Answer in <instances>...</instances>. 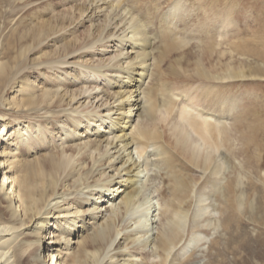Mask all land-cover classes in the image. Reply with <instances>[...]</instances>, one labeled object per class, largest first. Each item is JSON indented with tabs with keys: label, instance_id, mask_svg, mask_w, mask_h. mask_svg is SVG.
<instances>
[{
	"label": "bare ground",
	"instance_id": "bare-ground-1",
	"mask_svg": "<svg viewBox=\"0 0 264 264\" xmlns=\"http://www.w3.org/2000/svg\"><path fill=\"white\" fill-rule=\"evenodd\" d=\"M71 1L76 17L46 15L54 12L49 0L11 4L0 0V31L13 21L18 26L0 37V57L6 60L0 61V94H9L6 106L43 115L33 120L26 113L14 124L0 120V204H5L0 213L7 216L0 219V264H31L29 258L35 260L32 264H147L146 259L174 264L177 250L190 260V249L205 239L193 234L182 244L191 220L211 215L215 207L209 203L219 200L227 188L222 183L230 165L227 122L237 102L217 89L227 82L264 76V66L243 68L240 61L237 67L207 68L222 44L215 42L235 25L231 11L212 10L213 0H162L164 8L161 0H88V4L64 0ZM195 11L204 16L197 18ZM97 12L104 21L94 26L84 43L59 36L84 15L92 22ZM110 44L120 51L107 63L80 60L95 59L92 51L106 50ZM223 56L222 52L218 60ZM121 57L127 58L121 61ZM184 58L188 61L183 67ZM165 61L170 62L167 75L161 71ZM28 64L35 70L25 71ZM184 74L215 83L194 91L185 86L178 90V83L171 80ZM101 78L102 97L117 103L116 109L104 113L80 109L77 100L88 89L76 84ZM159 122L168 129V140ZM81 131L89 139L82 147L75 145L69 153L49 152L55 140L73 143ZM209 177L215 178L210 191L199 193L203 184L198 186L199 182L203 178L207 183ZM147 183L155 186L150 194L143 193ZM242 198L243 194L239 203ZM60 202L74 207V217L54 221V230L45 235L46 246L37 238L36 247L24 246L13 253V243L23 234L18 230L35 223L33 230L39 233L45 215ZM213 222L206 220L208 226ZM63 236L64 248L53 249ZM72 241V256L66 258Z\"/></svg>",
	"mask_w": 264,
	"mask_h": 264
},
{
	"label": "rangeland",
	"instance_id": "rangeland-1",
	"mask_svg": "<svg viewBox=\"0 0 264 264\" xmlns=\"http://www.w3.org/2000/svg\"><path fill=\"white\" fill-rule=\"evenodd\" d=\"M5 1L7 4H11L12 2V0ZM77 1L78 4H88V0ZM184 1L188 2L191 0ZM41 2L42 1L36 2L33 6ZM49 2L53 3L54 12L46 11L44 12L46 15L48 13H53L54 15L69 14V16L76 17V12L74 10L75 2L71 1L72 4L64 2V0H49ZM160 3H163L162 0ZM164 4L165 3H163L161 8L165 7L166 4ZM210 5L212 6V10L218 11L220 8H223L227 11H231L235 25L230 27L225 38L217 39L215 42L216 46L220 42L222 44L220 47L215 46L216 48L211 58L212 65L208 66L207 64V68L217 69L225 64L237 67L240 61L242 62L241 65H244L242 66L243 68H248L249 66L262 68L264 66V0H213ZM193 14L199 19L204 16L202 11H195ZM101 16L102 13L97 12L96 16H92L93 21L89 22L86 15H84L78 21H75L72 27L65 31H61L59 36L66 35L68 40L74 37L78 40L79 44H82L88 36L92 35L94 26L100 25L104 21V18ZM16 29H18V26L15 27L13 21L4 31H0V37L3 39L9 31L12 32ZM60 44L61 43L56 44L54 49H58ZM191 45L188 47L193 49L196 44L193 42ZM109 46L110 47L106 50L96 47L93 50L94 52L92 51L95 59L85 57L80 60L88 61L87 64L93 61L98 62L97 59L101 60V63H107L111 57L116 56L120 51L119 46L111 47V44ZM189 48H187V50ZM126 51L129 52V55H133V52H130L128 49ZM183 51H185V49ZM222 52L224 56L219 59L221 63H218V57ZM126 58L127 57H121L119 59L125 61L123 59ZM172 58L175 59L176 55ZM30 59H32L31 54L27 56V61ZM185 59L186 58L181 60L183 67L185 66V62L188 61V58L187 60ZM0 61L4 62L6 60L1 56ZM78 62L82 63L81 61ZM169 63L165 61L161 64V71H163V73L165 72V75H167L169 69L167 64ZM32 69L35 70V68ZM32 69L30 64L25 67V71ZM180 74L183 73L180 71ZM50 75L51 73L47 74L48 77H50ZM171 81L173 84L175 82L178 83V85H175V87L179 86L178 90H182L180 86H185V88H190L191 91L198 90L205 86H212V84L215 83H202L199 82L197 78L191 79L187 74L182 75L180 80ZM81 83L82 80L79 81L76 86L78 88L82 86L87 88L88 93L78 98L77 101H79L80 106H82L80 109L84 111H99L100 113H104L107 108L116 109L117 103L113 104V101L106 100L104 96L102 97L103 94L101 91L105 85L102 78L99 80H90L85 84ZM224 84L223 88L217 89L218 92L224 93L227 97L229 96V98L237 102V109L233 111L227 122V136L229 140L226 147L229 149L227 155L230 165L225 175L226 181H222V183L224 182L227 185V188L221 191V195L218 198L219 200L209 203L210 205L213 204L215 207L211 215L205 216L201 220H191L188 234L185 236L182 244L187 243L193 234H202L205 238L190 249L191 251L188 254L192 253V258L188 260L189 255L182 257L181 250H177L174 264H264V76H259L255 79L236 80ZM77 87H74L72 90L77 91ZM93 88L94 90H92ZM8 96L9 94H6V92L0 94V113L4 115L2 118L0 117V120L13 123L17 117H23L26 113L29 116L31 115L30 118L33 120L43 117L42 112L19 111L11 108V106H6L4 98H8ZM142 104L143 101L141 102V105ZM206 104L207 103H205L203 107H206ZM116 114L113 118L117 117ZM21 121L28 122V119H22ZM26 123L23 124L26 125ZM159 123L158 128L163 133L165 139L168 140V129L165 127V124L162 122ZM102 129L103 130L100 131L104 133L105 129L103 127ZM81 133L82 131L77 135V140L73 143H69L65 140L62 142L55 140L49 152L56 154L63 149V151L69 153V150L74 149L75 145L82 147L85 143L89 142V139L86 137V134L83 133L81 135ZM88 134L91 135L92 133L88 132ZM5 137L3 138V142L7 141V136ZM11 142L12 141L9 140V143ZM9 147L11 149L14 148L12 146ZM23 148H26V146L24 145ZM111 148L112 147H108L109 151L113 153L114 150ZM150 150L151 149H148V151ZM28 158L32 159L33 157L29 156ZM16 160H18V158L13 161ZM106 172H110V169H106ZM161 173L164 174L163 171H161ZM192 175L199 177L198 172H194ZM214 181L215 178L209 177L207 183H205L202 178L198 185L200 186L203 183L199 193H208ZM149 185L147 183V188L146 190L144 189L143 193L150 194L152 192L155 186ZM155 185L157 186V184ZM59 187L60 186H58V188ZM165 193H167V196V189ZM240 193L243 194L241 203L238 201L239 196H241ZM67 199L69 200L70 197ZM0 205L5 211V204L2 202ZM101 207L103 208L105 205L101 204ZM48 209H51V206ZM51 210L48 216L45 215L46 218H44L47 221L43 224L39 233L33 230L35 223L33 225L23 226L18 230V232L22 231L23 234L13 243V253L16 251L18 252V250L24 246L34 248L39 242L43 244V246H46L47 236L45 235L49 230H54V221L58 219V221L64 222V220L74 217V207L69 206V208H67L64 202H60L57 208ZM5 216V213H0L1 220H6L7 216ZM206 220H213L212 226H208ZM2 238L3 240H8L9 236H3ZM37 238H39V242H37ZM73 242L74 241L69 245V251L65 255L66 258L72 256V250L75 246ZM54 246H58V250L60 247L64 248V236L57 244L53 245V249L55 248ZM61 253L62 254L59 256L64 258L63 252ZM59 256H57V258ZM55 260L56 258L53 259V262ZM34 261V259L29 258L31 264ZM146 261L147 264H152L151 260L146 259Z\"/></svg>",
	"mask_w": 264,
	"mask_h": 264
}]
</instances>
